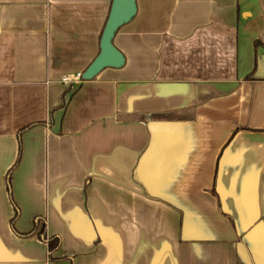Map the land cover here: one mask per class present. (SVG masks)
<instances>
[{
  "label": "crops",
  "instance_id": "0c3cea01",
  "mask_svg": "<svg viewBox=\"0 0 264 264\" xmlns=\"http://www.w3.org/2000/svg\"><path fill=\"white\" fill-rule=\"evenodd\" d=\"M112 1L0 0V264H264V0H136L65 84Z\"/></svg>",
  "mask_w": 264,
  "mask_h": 264
},
{
  "label": "water",
  "instance_id": "95a60500",
  "mask_svg": "<svg viewBox=\"0 0 264 264\" xmlns=\"http://www.w3.org/2000/svg\"><path fill=\"white\" fill-rule=\"evenodd\" d=\"M137 13L136 0H113L100 42V52L83 73L85 80L95 77L106 67H122L125 63L123 52L113 40L118 29L131 21Z\"/></svg>",
  "mask_w": 264,
  "mask_h": 264
},
{
  "label": "trees",
  "instance_id": "16d2710c",
  "mask_svg": "<svg viewBox=\"0 0 264 264\" xmlns=\"http://www.w3.org/2000/svg\"><path fill=\"white\" fill-rule=\"evenodd\" d=\"M24 130V129H23ZM7 185H8V189L11 192V174L9 173L7 176ZM16 210H15V215L11 220L12 223V227L14 228V221L17 219L18 215H19V209L17 206H15ZM34 233H38L39 236L43 239L46 240L49 246V251L51 253V255L60 247L61 244V239L58 235H53L50 238L47 237V230H46V222L45 220L43 221L41 228L38 227V223L36 222L33 229L30 230L29 232L26 233H20L22 236H30ZM54 257H52L53 259Z\"/></svg>",
  "mask_w": 264,
  "mask_h": 264
},
{
  "label": "built area",
  "instance_id": "2783aa9c",
  "mask_svg": "<svg viewBox=\"0 0 264 264\" xmlns=\"http://www.w3.org/2000/svg\"><path fill=\"white\" fill-rule=\"evenodd\" d=\"M84 80L83 72L78 71L70 74H66L62 77V81L70 86H75L82 83Z\"/></svg>",
  "mask_w": 264,
  "mask_h": 264
}]
</instances>
